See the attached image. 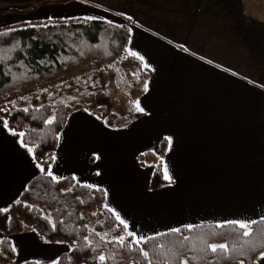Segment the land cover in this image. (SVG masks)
Wrapping results in <instances>:
<instances>
[{
	"label": "crops",
	"instance_id": "crops-1",
	"mask_svg": "<svg viewBox=\"0 0 264 264\" xmlns=\"http://www.w3.org/2000/svg\"><path fill=\"white\" fill-rule=\"evenodd\" d=\"M14 14L35 22L18 25ZM86 16L129 27L127 52L148 70L147 91L136 97L145 112L110 128L82 105L40 161L0 126V209L46 161L54 175L102 189L104 205L137 235L264 216V0H0V29ZM158 161L174 182L151 189ZM9 239L10 264H53L70 250L31 226ZM261 253L255 264H264Z\"/></svg>",
	"mask_w": 264,
	"mask_h": 264
},
{
	"label": "trees",
	"instance_id": "trees-1",
	"mask_svg": "<svg viewBox=\"0 0 264 264\" xmlns=\"http://www.w3.org/2000/svg\"><path fill=\"white\" fill-rule=\"evenodd\" d=\"M43 25L0 30V99L22 94L36 86L51 90H36L29 98L28 105H13L7 116L10 127L26 133L21 139L30 146L39 145L36 147V161L43 160L55 150L58 134L68 114L82 106V102L73 105L66 102L63 99L65 89L84 88L86 95L93 96L89 109H107L108 112L101 116L104 124L110 128H123L141 114L135 109V101L144 92L148 77V70L141 68L140 60L127 52L130 36L127 25L83 18L69 23H49L46 24L48 27ZM89 63L93 64V71L76 84L65 88L64 81L57 82L59 78ZM74 79L75 76L70 81ZM125 87L130 89L126 100L127 110L124 114H117L113 110L117 104V94L119 89ZM25 108L28 112L23 111ZM52 114L54 123H44ZM145 158L152 159V153H146ZM42 167L45 171H40L28 182L19 197L5 207L8 211H0V264H10L15 259L9 236L22 232L25 226L33 227L46 241L62 242L70 247L68 253L71 257L68 253H61L53 264H100L97 261L100 254L108 257L104 264H143V252L148 253L146 258L150 264H167L157 246L177 244L183 241L184 236L191 239L183 241L184 246L179 248L180 256L176 264H180L182 258H187L188 264H234L241 260L244 264H255L256 257L264 251V243H259L264 240V222L253 226L254 235L250 239L257 242L255 250L246 247L241 253L237 249L232 251L230 257L220 252L212 253L209 250L205 254L200 251L206 248V244L201 243L199 238L203 237L207 243L238 245L243 239L242 230L232 225L223 228L200 225L192 231L182 227L180 233H170L140 245L128 237L121 246L116 238L126 236L127 232L104 205V191L86 187L72 176L54 181L47 174L48 162ZM165 183L162 162L158 161L152 169L149 186L155 189ZM41 206L47 209V214L43 213ZM91 210H95V223L89 228L82 211ZM84 237L89 238L91 246ZM193 255L205 256V259L193 260ZM18 264L36 263L25 261Z\"/></svg>",
	"mask_w": 264,
	"mask_h": 264
},
{
	"label": "snow or ice",
	"instance_id": "snow-or-ice-1",
	"mask_svg": "<svg viewBox=\"0 0 264 264\" xmlns=\"http://www.w3.org/2000/svg\"><path fill=\"white\" fill-rule=\"evenodd\" d=\"M122 15V13H121ZM49 19H51V17H49ZM69 19H78V18H69ZM83 19L85 20H94V19H100V17H91V16H86ZM128 19H132L131 17H128ZM108 23H112L111 21H108ZM33 27H36V25H33ZM43 27H48V25H43ZM9 31H15V29H10ZM0 35H2V33H0ZM133 57H137L138 53L135 51H132L130 53ZM138 58L141 61H144V57L143 56H138ZM211 63V62H209ZM144 67H148V65L145 63ZM145 91H147V85L145 84ZM23 99V98H22ZM135 109L136 111H139L141 113L145 112V109L143 107L140 106L139 100L135 101ZM0 111H7V109H0ZM24 112H28V109L25 108L23 109ZM85 111H87V109H85ZM55 121V117H51L47 120L44 121V123L51 125L52 123H54ZM0 126H2V128L4 130H7V132L12 136V137H16V142L19 144L20 147L24 148L25 151L27 153H29L32 156V159L34 161H36L38 159L37 155H36V147H39V145H35V146H30L29 143L26 140L21 139L22 137H24L26 135L25 132L23 131H16L14 130L12 127H10L9 125V121L7 119H3L0 118ZM59 135V134H58ZM164 141L166 142L169 150L171 149V145H172V141L173 138L171 136H166L164 138ZM42 155V153H41ZM97 159H99V157H96ZM49 159H55V156H50ZM44 163H47L46 161ZM37 167L41 168V171H45V169L42 167L41 164H37ZM48 176H50L54 181L59 182L60 179H62L61 177H58L56 175H54L51 171L47 172ZM100 173L97 172V175H99ZM164 177L166 180L169 181V183H173L174 181L172 180L168 169H167V165H164ZM86 187H93V185H85ZM66 191H71V189H67ZM16 203H20V201H16ZM0 211H4L7 212L8 209H2ZM116 219L119 221L120 225L123 226V228L125 230L129 229V224L120 216L119 213H115ZM264 222V216H261L259 218V220H231V221H224V222H220L218 223L216 226L223 228L226 225H232L235 228H238L240 230H242V240L238 245H232L230 246L228 243H222V244H214V243H207V241L203 238L200 237L199 239L201 240V243L206 244V248H201L200 251L204 252L205 254L207 253V251H211L212 253H223L225 256L230 257L232 251H235L237 249L240 250L241 253H243V251L245 250V248L247 247L248 249L251 250H255L256 246H257V242L256 241H252L250 239V237H252L254 235V225H257L259 223ZM184 228H187L189 231H192L194 228H198L200 227V225H192V224H188V225H184ZM181 232V228H172L167 230V232H157L151 236H144V235H137V233L135 231H127V235H120L119 237H117L116 239L119 241V243L121 244V246H123L124 242L127 240L128 237H132L133 241L136 245H140L141 243H147L149 240H155L157 237H165L167 235H169L170 233H180ZM106 235V234H105ZM85 240H89L88 237H84ZM191 238L188 236H184L183 237V241H188ZM183 241L178 242L177 244H173L171 246L165 245V244H159L157 247L159 249H161L162 251V255L165 256L167 264H176V259L180 256V252H179V248H182L183 245ZM259 243H264V240L259 241ZM89 246H91V241L89 240ZM141 251L143 252V249H141ZM143 255L145 257L148 256L147 252H143ZM262 256H264V253H261ZM108 259V257L105 254H100L98 256V261L100 262V264H104V262ZM191 259L193 260H197V261H203L205 259V256H196L193 255L191 257ZM180 264H188V259L184 258L180 260ZM240 264H244V261L241 260Z\"/></svg>",
	"mask_w": 264,
	"mask_h": 264
},
{
	"label": "rangeland",
	"instance_id": "rangeland-1",
	"mask_svg": "<svg viewBox=\"0 0 264 264\" xmlns=\"http://www.w3.org/2000/svg\"><path fill=\"white\" fill-rule=\"evenodd\" d=\"M26 16L27 15H25V14H14V18L15 19H18V20L22 19V21L18 25L31 24V23L35 22V20H24L23 21V18L26 17ZM16 26L17 25L15 24L11 28H17ZM8 28H10V27H8ZM8 28H4V29H8ZM4 29H0V30H4ZM93 69H94L93 64L89 63V64L83 66L82 68L78 69L77 71H75L76 73H74V72L71 73L70 75L72 77L75 76V79L77 78L76 80L74 79V81H70L71 78H72L70 75H66L64 77H61L63 80H65L64 78H66V79L68 78L66 81H64L65 82V88H67L70 85H74L80 79L86 78L87 76H89L90 73L93 71ZM69 76H70V79H69ZM39 89H42V90L48 89V91H51L49 87L36 86V87H34V88L30 89L29 91H26V92H24L22 94H12V95H9L8 97L1 98L0 99V109H7V111H0V117H3L5 119H7V116H8V114L10 112V109H11V107L13 105L21 104L23 107L28 105L30 103L29 98L36 93V90H39ZM83 89L84 88H81L80 86L79 87H75L73 89H65L64 93H63V99L66 102H68L70 105H73V104H75L77 102H82L81 105H84L86 107V109H89L90 102L92 101L93 96L86 95L85 91ZM129 92H130L129 87H125V88L119 89L118 94H117V104L114 107L115 110L113 108V110L117 114H124L126 112V110H127L126 100L128 98L127 94H129ZM89 110L90 111H94L97 115H99V117H101L103 114L108 112L107 109L102 111L101 108L89 109ZM51 117H53V114L50 115L48 117V119L51 118ZM41 209H42L44 214H47V209L44 206H41ZM94 213H95V210L82 211V216L85 218V221H86L87 226L89 228H92L94 223H95ZM1 236H2V234H1ZM68 255L70 257L69 253H68ZM144 258L147 259L145 256H144ZM182 259H184V258H182ZM97 261H98V259H97ZM13 264H15V263H13Z\"/></svg>",
	"mask_w": 264,
	"mask_h": 264
}]
</instances>
